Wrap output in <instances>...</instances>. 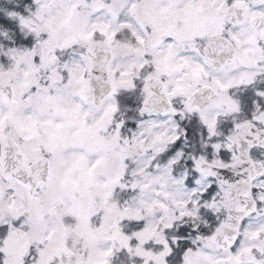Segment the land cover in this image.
<instances>
[{
	"label": "snow or ice",
	"instance_id": "snow-or-ice-1",
	"mask_svg": "<svg viewBox=\"0 0 264 264\" xmlns=\"http://www.w3.org/2000/svg\"><path fill=\"white\" fill-rule=\"evenodd\" d=\"M0 264H264V0H0Z\"/></svg>",
	"mask_w": 264,
	"mask_h": 264
}]
</instances>
